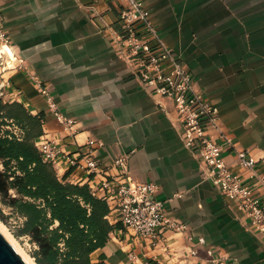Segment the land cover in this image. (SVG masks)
Segmentation results:
<instances>
[{
	"label": "crops",
	"instance_id": "1",
	"mask_svg": "<svg viewBox=\"0 0 264 264\" xmlns=\"http://www.w3.org/2000/svg\"><path fill=\"white\" fill-rule=\"evenodd\" d=\"M145 1L159 35L191 70L195 89L219 109L218 128L209 133L225 132L264 171V0ZM128 5L129 0H0L2 26L20 62L0 64V86L8 82L0 98L42 116L38 138L55 140L63 151L77 152L89 138L105 142L103 156L133 150L131 177L155 182L168 216L187 224L185 230H166L154 246L124 228L111 210L113 229L92 261L264 264V234L205 178L201 159L181 139L174 101L149 93L121 52L120 12ZM38 80L75 119L72 129L51 110ZM225 158L238 166L233 148ZM54 167L73 182L83 175L74 177L65 162Z\"/></svg>",
	"mask_w": 264,
	"mask_h": 264
},
{
	"label": "built area",
	"instance_id": "2",
	"mask_svg": "<svg viewBox=\"0 0 264 264\" xmlns=\"http://www.w3.org/2000/svg\"><path fill=\"white\" fill-rule=\"evenodd\" d=\"M120 19L124 32L118 36L119 47L135 77L149 93L174 101L181 123V139L185 147L201 159L205 178L233 200L250 223L264 234V171L258 160L248 150L236 147L225 132L216 137L209 133V128H218L219 109L195 89L191 70L159 35L146 1L129 0V5L120 12ZM11 50L0 14V64L3 68L19 66ZM37 83L58 120L65 128L72 129L75 119L59 109L47 86L39 80ZM6 84L8 82L0 87ZM36 146L45 161L53 165L65 162L74 177L83 173L85 176H77L75 182L89 184L92 192L106 200L116 212L124 228L134 230L139 239L156 246L166 230L187 228V224L168 216L166 200L157 195L155 182H140L131 177L129 159L133 150L103 156L105 142L96 138H89L74 153L63 151L51 139L38 138ZM229 148L236 152L237 167L226 161L225 151ZM192 253H196V249ZM130 257L134 258L135 254Z\"/></svg>",
	"mask_w": 264,
	"mask_h": 264
},
{
	"label": "trees",
	"instance_id": "3",
	"mask_svg": "<svg viewBox=\"0 0 264 264\" xmlns=\"http://www.w3.org/2000/svg\"><path fill=\"white\" fill-rule=\"evenodd\" d=\"M42 132V116L0 98V192L15 189L11 203L25 217L37 264H108L92 261L91 254L109 239L111 207L89 184L60 177L43 159L36 146Z\"/></svg>",
	"mask_w": 264,
	"mask_h": 264
},
{
	"label": "rangeland",
	"instance_id": "4",
	"mask_svg": "<svg viewBox=\"0 0 264 264\" xmlns=\"http://www.w3.org/2000/svg\"><path fill=\"white\" fill-rule=\"evenodd\" d=\"M7 127L18 135L21 132L15 126L9 125ZM0 167L4 168L1 161ZM16 195L15 189H10L8 194L0 192V224L5 228L12 241L19 247V250L35 260L32 254L36 245L30 235L23 230L25 217L11 203V197Z\"/></svg>",
	"mask_w": 264,
	"mask_h": 264
},
{
	"label": "water",
	"instance_id": "5",
	"mask_svg": "<svg viewBox=\"0 0 264 264\" xmlns=\"http://www.w3.org/2000/svg\"><path fill=\"white\" fill-rule=\"evenodd\" d=\"M0 264H28L1 230Z\"/></svg>",
	"mask_w": 264,
	"mask_h": 264
},
{
	"label": "bare ground",
	"instance_id": "6",
	"mask_svg": "<svg viewBox=\"0 0 264 264\" xmlns=\"http://www.w3.org/2000/svg\"><path fill=\"white\" fill-rule=\"evenodd\" d=\"M0 230L3 232V234L7 237V239L13 244V246L17 249V251L21 254V256L24 258L25 261L28 262V264H37L35 262V260L31 257L26 256V254H23V252H21L19 250V247H17V245L15 244V242L12 241V239L9 237L7 231L5 230V228L0 224Z\"/></svg>",
	"mask_w": 264,
	"mask_h": 264
}]
</instances>
